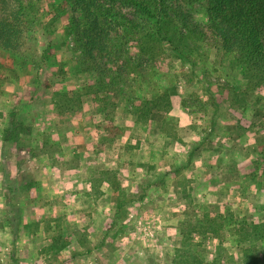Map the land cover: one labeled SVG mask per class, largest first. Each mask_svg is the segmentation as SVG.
<instances>
[{"label":"rangeland","instance_id":"1","mask_svg":"<svg viewBox=\"0 0 264 264\" xmlns=\"http://www.w3.org/2000/svg\"><path fill=\"white\" fill-rule=\"evenodd\" d=\"M172 1L188 11L189 19L199 29H202L204 35L197 36L194 33H185L182 40L180 42L175 40L173 45L167 41H162L151 46L157 61H150L151 66L146 68L147 71L144 76L135 78L130 77L129 74H123L122 76L103 78L104 84L112 89L109 94H112L110 101L115 104L116 108L118 107L117 109H124L129 112L132 100L153 97L163 91L169 93L171 108L164 115L167 124L161 126L162 136L157 145L150 146L145 150L147 162L146 165H143V170L151 168V163L156 159L155 157H158L159 152L160 155L164 156L170 154L166 147L169 139H172L171 135L174 133V128L180 122L190 120L195 121L198 138H202L203 143L216 139L217 141L213 142L219 143L218 140H220V144L223 146L222 140L228 137L233 140L226 142L228 149L219 158L231 160L227 166L228 168L233 166V169L238 168L237 157L244 158L245 165L252 171V174L246 175L245 180L248 185L253 186L254 182L262 179L260 174L264 173V73L250 65L243 69L239 67V62L234 54L216 49L211 31L207 27V16L199 1ZM22 2L23 8L20 13L24 20L21 36L22 45L18 52L0 48V54L5 60L0 63V80L3 78L2 83L10 84L14 79L24 81L30 76L33 89L38 96L36 101L47 102L51 95L56 98L55 102L58 104L59 115L63 116L65 110L61 106L69 104L70 98L74 101L73 93L81 90L85 84H91L95 78L90 75V71L89 73L85 70L87 63L77 51L76 30L79 26L77 22L81 19L80 24H83L82 16L66 0H22ZM15 8L13 6V9ZM117 8L125 17H129V6H118ZM113 26L119 34L116 38L117 43L121 44L120 48L127 51V55H129V28L122 26L120 21H114ZM178 27L179 25L175 24L173 29L178 30ZM140 35L143 36L144 33ZM180 35L178 32L177 37ZM15 62L16 65H14ZM18 66L23 69L22 73L17 71ZM101 66H105V62ZM114 70L111 71V74L113 72L112 75L115 73ZM44 89L45 91L41 95V91ZM87 97L81 95L80 98L81 100L87 98L90 101V96ZM88 104L90 103L88 102ZM41 106L42 103H40V108ZM22 110L28 115L30 114L33 121L40 120V114L31 113L29 105L23 106ZM114 112L115 109H113ZM23 118L25 119L26 115ZM128 121L129 123L134 121L130 115ZM151 123L149 121L147 124H141L140 130L135 129L136 136L143 138V131L147 130ZM146 138L156 140L153 133L152 136L146 135ZM51 139L54 140L55 137L52 136ZM177 149L182 152L183 160L176 171L185 167L189 168V164L188 166L184 164L188 151L184 152L180 145ZM207 149L213 151L210 146L198 150V159L190 166L191 169L198 170V173L203 172L204 175L193 180L186 177L184 173H180L182 178L177 179V182L184 186L183 193L187 202L191 200L190 190L193 189V186L197 188L195 191H203L207 185H210L212 190L216 189L217 173L208 171L210 168L208 170L202 168L204 165L211 164L210 161H206ZM257 151L261 153V156L249 161L247 157L251 158L252 154ZM125 156V159L131 160V163L133 161V164L138 158L137 151L132 150L128 151ZM208 160H211V157ZM149 163L150 166L147 167ZM219 166H223V164ZM137 167L135 166L134 169L138 170ZM206 177H208L206 181L202 182ZM146 182L149 181L146 180ZM236 190L235 195L238 196L239 191ZM25 195L26 193L21 191L19 198L15 200L20 207L19 219L23 215L21 206L24 203ZM177 197L179 196L177 195L175 199ZM254 199H256L254 203L256 208L264 207V187L255 191L247 187L245 192H240V200L249 203ZM42 202L44 201L42 200ZM218 206L210 205L211 209H207L205 202H202L200 204L195 203V208L183 210L182 218L176 223V228L178 229L179 224L183 221L182 228L187 233L192 227L186 221L192 219L194 222H201L206 210L211 214L218 211L224 215L225 225L219 231L218 236L215 237L208 233L202 238L200 234L193 233L195 241L193 242L188 238L186 244L192 247L190 251L203 257L208 264H264V235L260 240H241L243 228L237 226V223L243 221L246 223L254 221L264 225V211L261 212L260 209H257L254 215H249V212L245 210L244 215H241V213L226 206H223L219 211ZM73 207L74 209L77 208V201ZM229 213L232 214L231 218ZM59 214L57 216H60ZM121 216L124 221L119 217L114 222L115 226L113 227L119 231V235H124L122 238L121 236L117 238L116 234H112L113 231H110L111 226H108V222L104 227L107 228L106 234L100 241L80 240L82 250L80 252L83 255L86 250H91V248L94 250L93 255L96 250H102L105 255L93 257L91 254L94 260L92 264H175L176 260L184 262L188 252H182L184 255L180 256V253L176 251L183 249L178 232L179 240L171 234V231H168L170 233L168 234L166 229L158 230L155 226V218L151 213L147 212L140 216L138 210L133 207L126 209ZM174 220L172 221L173 224ZM19 225L18 222V227ZM57 226L61 228L59 224ZM87 226L75 229L76 227L72 225H63V231L73 234L85 232ZM166 226L169 227V224ZM33 227L35 228V226ZM72 227L74 229L71 231ZM83 229L85 231H81ZM140 233L147 234L142 238L139 236ZM5 239H10V237L4 238V242ZM200 241V245H195V242ZM38 242L41 244L40 240ZM3 244L0 241V264H12L11 255L13 252L11 250L13 247L9 244L6 246ZM75 245L76 243L71 241L69 250H75ZM43 248L40 249L41 252L44 251ZM140 249H143L144 253H139ZM126 250L128 252L133 250V255L128 257L125 254ZM77 254L75 253L67 264H88V262L81 263L80 257L85 256L79 257L80 254ZM46 260H50L51 264H56L59 258L53 255L44 258V261Z\"/></svg>","mask_w":264,"mask_h":264},{"label":"crops","instance_id":"2","mask_svg":"<svg viewBox=\"0 0 264 264\" xmlns=\"http://www.w3.org/2000/svg\"><path fill=\"white\" fill-rule=\"evenodd\" d=\"M4 61L0 54V63ZM17 71L22 73L21 66L17 67ZM31 79L30 76L24 81L14 79L10 84L2 83L3 78L0 80V241L5 246L9 244L13 247L11 252L17 264H51L50 260L44 261V258L53 255L59 258L56 264H67L75 253L80 254L79 257L85 256L80 257L81 263L92 264L95 255L98 257L105 255L102 250H96L93 255L92 248L86 250L83 255L80 252L82 251L80 240L100 241L106 234L107 228L104 227L108 222L112 234L122 238L124 235H119V231L113 227L114 222L119 217L124 221L121 215L131 207L137 209L140 216L147 212L151 213L155 218L156 228L171 231L177 240H179V231L176 223L182 218L183 210L195 208V203L205 202L207 209H211L210 205H219V211L226 206L241 215H244L245 210L249 215H254L257 209L264 211L263 206L256 208L254 204L256 199L249 203L240 200V192H245L247 187L252 191L264 187V173L260 174L262 179L251 186L247 184L245 178L246 175L252 174V171L245 165L244 158L237 157L238 168L234 169L233 166L229 168L227 166L231 160L219 158L227 151L228 141H233L230 137L222 140L223 146L220 140L219 143L213 142L217 141L216 139L203 143L202 138H198L195 121H182L174 128V136L167 144L166 148L170 154L164 156L159 152L158 157H155L156 159L151 163V168L143 170V165L147 162L145 150L150 146H156L162 136L161 126L164 118L162 114L151 116L152 123L143 131L144 136L141 138L135 134V129L140 130L141 124L135 121L129 123V113L126 110L114 106L115 112L107 115L106 110L109 109L102 108L101 103L91 98L88 101L87 96L81 101L77 114L70 115L71 108H62L65 110V115H59L56 98L50 95V100L47 102L36 101L38 96L33 89ZM44 91L45 89L41 91V95ZM40 103H42L41 108ZM25 105L30 106L31 113L40 114L39 121H33L30 114L22 110ZM11 111L14 112L16 120L27 127V131L18 133L16 143L3 132L9 125L8 115ZM24 115H26L25 119ZM152 133L156 136V140L146 138V135L152 136ZM52 136L55 137L54 140L51 139ZM21 143L42 151L30 156L26 161L35 185L25 191L24 203L21 206L23 215L18 220L20 223L19 227L17 225L18 230L13 233L4 223L7 206L3 184L7 177L19 180L20 162L27 157V153L20 151ZM178 145L184 152L188 151L184 164L186 166L189 164V168L185 167L186 169L182 168L183 170L180 171L176 169L183 157L182 152L177 149ZM208 146L213 149V151L207 149L206 155V161H210L211 164L202 168L206 170L210 168L208 171L217 173L216 189L212 190L210 185H207L203 191H195L197 188L193 186L190 190L191 200L187 202L183 193L184 186L177 182V179L182 178L180 173L193 180L204 175L203 172L198 173V170L191 169L190 166L198 159L197 151ZM130 150L137 151L138 158L135 164L125 159V154ZM259 156L261 153L257 151L247 159L252 161ZM209 157L211 160H208ZM221 164L223 166H219ZM135 166H138V170L134 169ZM148 166L150 163L147 164ZM236 189L239 191L238 196L235 195ZM176 194L179 196L177 199H175ZM75 201H77L76 209L73 207ZM58 213L60 216H57ZM57 224L60 225L61 235L67 243L59 251H52L48 246L51 244V236ZM68 224L76 227L75 229L88 225L87 231L83 229L81 231L85 232L74 234L64 232L63 225ZM168 224L169 227L166 226ZM46 226L50 229H45ZM146 234L140 233L139 236L144 238ZM7 237L10 239H5L4 242V238ZM71 241L76 243L75 250H69ZM41 248L44 249L43 252ZM140 250L139 253H144L143 249ZM125 254L130 257L133 255V250L129 252L126 250ZM11 263L13 264V261Z\"/></svg>","mask_w":264,"mask_h":264},{"label":"trees","instance_id":"3","mask_svg":"<svg viewBox=\"0 0 264 264\" xmlns=\"http://www.w3.org/2000/svg\"><path fill=\"white\" fill-rule=\"evenodd\" d=\"M69 5L82 16L78 20L79 25L76 30L77 51L84 61L86 71L95 77L91 84H85L81 90L74 92L75 100L70 98L69 104H63L61 108H71V114L78 111L81 104V95L102 104V108H107V115H112L114 103L110 101L111 90L104 84L103 78L122 76L129 74L130 77L144 76L146 68L151 66L150 61H157L152 47L159 42L167 41L173 45L174 41L180 42L185 33H194L197 36L204 35L192 22L183 7L178 6L172 0H66ZM205 11L208 19L207 27L211 31L212 39L218 51H226L235 55L239 62V67L246 69L248 65L264 73V0H197ZM13 6L16 8L13 9ZM118 6H129V17L117 8ZM23 2L22 0H0V48L18 52L21 47ZM114 21H120L121 25L129 28V55L121 44L116 41L118 30L113 26ZM178 24V30L173 26ZM183 29V30H181ZM178 32L181 34L177 37ZM144 33V35H140ZM121 49V50H120ZM242 61V62H240ZM105 62V66H101ZM244 62V63H243ZM247 63V64H246ZM17 63L15 62L14 65ZM114 70L111 74V71ZM83 72L85 70L80 69ZM85 71V72H86ZM82 72V73H83ZM103 92V94H101ZM58 98V97H57ZM129 115L139 123H148L153 114L166 115L171 108L169 93L161 92L149 98L135 99L131 101ZM78 107V108H75ZM60 113V112H59ZM9 125L4 129V135L17 141L19 132L27 131L23 123L18 122L15 114L11 111L8 115ZM166 120L163 118V125ZM171 135V137H173ZM21 153H27L25 160L20 162L18 177H7L4 184L6 201V212L4 223L17 231L20 215V207L15 200L19 198L21 191L28 190L35 185L29 166L26 164L30 156L37 155L42 149L32 148L21 143ZM45 150V148H44ZM22 164L24 166H22ZM231 218V213L228 214ZM226 219V218H225ZM192 227L187 233L183 226V221L178 226L181 247L176 250L180 256L185 255L184 262L176 260L175 264H208L203 257L196 252H192V247L186 241H195L193 233L205 237L206 234L219 235V231L224 228V215L221 212L211 214L205 211L201 222L187 220ZM242 227L243 237L241 240H260L264 235V225L259 222L245 221L237 223ZM45 229H50L46 226ZM49 250L59 251L67 243L61 235L57 225L54 227ZM192 242V243H193ZM195 242V245H200ZM189 249V250H187ZM13 264H17L11 255Z\"/></svg>","mask_w":264,"mask_h":264}]
</instances>
